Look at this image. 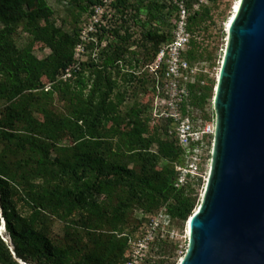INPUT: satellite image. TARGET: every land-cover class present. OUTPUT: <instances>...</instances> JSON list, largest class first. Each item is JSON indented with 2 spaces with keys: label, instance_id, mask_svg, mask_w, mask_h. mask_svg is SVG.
<instances>
[{
  "label": "trees",
  "instance_id": "1",
  "mask_svg": "<svg viewBox=\"0 0 264 264\" xmlns=\"http://www.w3.org/2000/svg\"><path fill=\"white\" fill-rule=\"evenodd\" d=\"M76 1L84 12L101 3ZM216 2L188 0L192 38L183 57L199 72L188 85L183 110L201 123L214 115L217 79L209 78L210 71L202 68L210 57L197 33ZM111 8L125 25L113 32L117 42L106 46L113 48L112 58L105 70L93 72L95 81L84 98L67 82L57 81L72 65L80 43L78 33L56 26L46 0H0V102L4 105L0 141L5 145L0 158V235L4 225L9 238L5 241L0 236V264H124L129 260L131 234L125 231L135 210L149 223L164 210L171 221L183 226L197 210L199 198L194 197L192 186H175L176 165H183L185 153L170 134L172 122L151 117L156 97L163 94L146 68L171 40L174 9L165 0H115ZM20 29L32 37L24 48L14 40ZM35 45L49 49L50 54L39 59L33 52ZM131 45L153 51L145 65L150 90L145 106L131 108L122 116L123 98L113 100L117 86L108 69ZM130 77L136 79L133 74ZM48 84L64 93L67 115L50 110L52 97L43 92ZM78 85L83 81L78 80ZM35 97L44 101L41 108H33L44 116L43 121L18 103L35 101ZM195 109L202 111V121L193 116ZM62 135L71 144L59 146ZM50 216L65 223L64 238L52 239Z\"/></svg>",
  "mask_w": 264,
  "mask_h": 264
},
{
  "label": "water",
  "instance_id": "2",
  "mask_svg": "<svg viewBox=\"0 0 264 264\" xmlns=\"http://www.w3.org/2000/svg\"><path fill=\"white\" fill-rule=\"evenodd\" d=\"M226 32L211 168L180 264H264V0H240Z\"/></svg>",
  "mask_w": 264,
  "mask_h": 264
},
{
  "label": "rangeland",
  "instance_id": "3",
  "mask_svg": "<svg viewBox=\"0 0 264 264\" xmlns=\"http://www.w3.org/2000/svg\"><path fill=\"white\" fill-rule=\"evenodd\" d=\"M240 0H217L211 5L210 17L204 19L198 26L197 33L198 40L202 43L205 49L207 58L202 65L203 69L210 71L209 78H218L220 66L226 50L228 35L227 23L234 13V7ZM47 4L53 10L52 21L58 28H61L66 33H78L80 43L76 46L72 65L69 67V72L65 71L58 76L57 81L68 83L71 88L82 92L84 98L89 95L93 83L95 81V70H105L104 66L109 58H112L113 48H106L107 45L114 44L116 39L113 32L118 30L121 25H125L121 15L116 9L104 7L103 10L96 12V5L93 9L84 12L81 6L78 7L76 0H46ZM130 12L126 16L129 19ZM201 27V28H200ZM136 32L137 29H134ZM224 31V35H223ZM137 37V36H136ZM14 40L19 48H24L31 44L32 37L21 29L18 30L14 36ZM113 46V45H112ZM34 55L39 59H44L50 54V50L43 48L40 45H35L33 49ZM153 51L143 50L136 45L128 47V51L124 57L116 63L115 67L109 68L111 72L112 81L116 84L113 100L116 102L117 97L123 98V103L119 107L122 116L134 107L145 106L148 100L147 96L150 90V82L145 73V65L148 64L152 58ZM95 64L92 68L89 65ZM215 67L212 66V64ZM210 65V66H209ZM134 75L136 79H132L130 75ZM78 80L83 81V85H78ZM54 84L46 85L43 90L44 93H49L52 101H49L50 110L58 115H67L69 106L64 101L63 92L54 91ZM216 89V88H215ZM41 97L36 98L35 101L29 100L27 102H18L23 108H41L43 102ZM214 99V98H213ZM32 106V108H31ZM4 105L0 102V112ZM209 113H210V108ZM35 116L43 121L44 116L38 110L34 111ZM212 119L206 122H215L216 116L212 101ZM149 111L145 110V115L149 116ZM194 117L203 120V113L199 109H195ZM205 123V122H204ZM124 127V125H123ZM59 146H67L71 144L69 139L62 135L59 138ZM5 145L0 141V158L4 153ZM213 142L206 148L204 147L200 159L199 170L193 173L194 176L190 178L188 184L194 190V197L198 200V207L201 204L202 196L204 194L206 183L208 180L211 160H212ZM55 154V153H54ZM56 156V155H54ZM187 161L184 159L183 165H176L177 168H186ZM196 176V177H195ZM201 179L199 180V178ZM21 209L22 205L19 204ZM154 218H159V227L153 232V238L149 239L148 229ZM149 223L144 222V218L140 210H135L128 220V227L125 233L130 234V248L129 260L124 264H157L164 262V264H180L185 257L189 247V233L187 225L183 226L178 221H171L164 210L155 214V217ZM51 221V237L57 240L65 237V223L55 217L50 216ZM1 223V218H0ZM3 223V222H2ZM1 228V237L8 241L7 233ZM157 239V240H155ZM155 240V243H151ZM149 261V262H148Z\"/></svg>",
  "mask_w": 264,
  "mask_h": 264
},
{
  "label": "built area",
  "instance_id": "4",
  "mask_svg": "<svg viewBox=\"0 0 264 264\" xmlns=\"http://www.w3.org/2000/svg\"><path fill=\"white\" fill-rule=\"evenodd\" d=\"M115 0H101L96 12L110 7ZM167 5L174 9V20L171 40L164 44L155 60L147 66L148 72L156 77L158 96L151 111L152 118H165L171 120L170 134L174 135L184 151L187 161L186 168H177L178 177L176 188H183L188 184L193 173L198 172L203 148L214 142L215 122H195L184 114L185 104L189 90L188 85L194 82L198 67H191L183 57L191 41L188 30L191 12L188 0H165ZM162 76L160 71H162ZM69 72V70H66ZM163 87H160V80ZM196 177V176H195ZM167 216V215H166ZM159 227V218H154L148 229L149 239Z\"/></svg>",
  "mask_w": 264,
  "mask_h": 264
},
{
  "label": "bare ground",
  "instance_id": "5",
  "mask_svg": "<svg viewBox=\"0 0 264 264\" xmlns=\"http://www.w3.org/2000/svg\"><path fill=\"white\" fill-rule=\"evenodd\" d=\"M239 4H240V1H238V2L236 3L235 7H234V13H233V15L231 16L229 22L227 23V30H228V28L230 27V22H231V20H233V18L235 17L236 13H237L238 10H239ZM187 228H188V233H189L190 228H189V225H188V224H187Z\"/></svg>",
  "mask_w": 264,
  "mask_h": 264
}]
</instances>
